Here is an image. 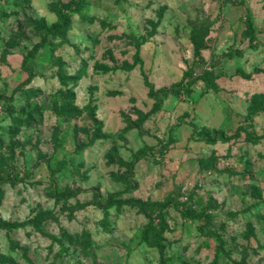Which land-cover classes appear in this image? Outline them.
Here are the masks:
<instances>
[{
	"label": "rangeland",
	"instance_id": "rangeland-1",
	"mask_svg": "<svg viewBox=\"0 0 264 264\" xmlns=\"http://www.w3.org/2000/svg\"><path fill=\"white\" fill-rule=\"evenodd\" d=\"M79 1L0 0V264H264V0Z\"/></svg>",
	"mask_w": 264,
	"mask_h": 264
},
{
	"label": "trees",
	"instance_id": "trees-1",
	"mask_svg": "<svg viewBox=\"0 0 264 264\" xmlns=\"http://www.w3.org/2000/svg\"><path fill=\"white\" fill-rule=\"evenodd\" d=\"M79 2H80L79 3L80 6L84 4L83 0H80ZM79 5H76L74 10H79V8H80ZM60 19H61V23L55 24L54 25V30H61V29H63L65 27L66 19L64 18L63 15H60ZM252 29H253V25H252L251 21H249L248 22V33L250 35L252 34ZM202 138H206V136H203ZM0 226L3 227V228H11L12 227V225L9 224V223H3ZM153 233H154V228L150 224V225L147 226L146 232L144 233V238L148 239V236L152 235ZM154 242L156 244H159V237L155 238ZM160 251H161V247H160Z\"/></svg>",
	"mask_w": 264,
	"mask_h": 264
}]
</instances>
